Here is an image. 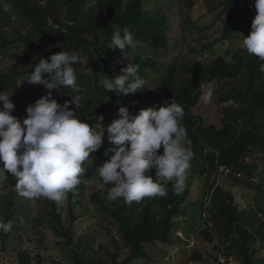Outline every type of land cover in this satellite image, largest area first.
Listing matches in <instances>:
<instances>
[{"label":"trees","instance_id":"trees-1","mask_svg":"<svg viewBox=\"0 0 264 264\" xmlns=\"http://www.w3.org/2000/svg\"><path fill=\"white\" fill-rule=\"evenodd\" d=\"M42 1L45 3V0H0V23L7 27L21 24L25 30L14 37L0 30V62L13 53L21 52L16 56L20 64L31 65L28 70H21L19 64L7 70L0 69V91L12 95L10 99L15 104L11 114L22 122L27 107L38 99L37 89L46 94L43 85L29 84L24 80L40 58L48 59L61 51L77 52L79 59L85 57L88 60L89 68L85 72L80 70L78 63L73 65L79 91L61 87L60 90H52L53 98L64 104L79 96L81 99L76 111L79 118L89 124H95V117L103 116L102 125L107 127L120 106L127 107L130 113L135 114L141 108H158L174 100L185 112L182 123L187 129L190 149L194 153L191 161L193 171L206 183L200 197L202 203L196 204L197 210H202L201 204L211 205L207 211L208 220L201 219L200 225L204 224L205 228L199 231V235L208 242L217 239L215 250L225 261L233 257L241 264H264L263 259H256V244L260 243L264 249V207L257 211L252 208L245 214L235 205L233 195L217 186L215 179L219 167H227L240 175L239 178L229 176L234 188L239 185L249 187L257 178L258 164L264 162V73L259 71L261 61L258 57L248 55L246 51L244 55L236 53L234 60L224 55L213 57L208 64L193 60L185 66H173L164 76L161 74L162 66L156 63V59L149 56L143 60L141 58L146 50L153 55L169 48L167 11L158 1H153L150 8H146V0H48L45 5L39 4ZM93 1L94 6L87 8L86 4ZM177 2L190 10L195 2H200L206 8V13L212 16L211 25H219L220 36L202 44V51L215 52L218 43L235 40L240 22L237 11L239 0ZM59 3L65 6L64 22L57 9L62 6ZM254 3L255 0H252L250 11L257 14ZM117 27L121 30L127 27L139 42L136 47L126 50L127 60L123 59L120 49L108 48L111 34ZM250 31L251 26L248 35ZM129 56H132L131 60ZM128 63L138 64L139 75L158 85V89L151 92L144 89L123 97L99 85L101 76H115ZM152 74L158 78L154 79ZM240 79L243 81L242 87L233 85L219 97V103H231L224 110L226 116L225 119L221 118L219 128L209 123L206 126L203 118L193 111L203 109L201 96L207 85L224 81L234 83ZM14 87L19 89V98L11 94ZM69 106L75 108L74 104ZM109 147L105 137L102 147L90 155L105 159L104 153ZM159 152L162 154V149ZM253 152L259 156L247 161ZM150 171L153 179L160 183L162 178L155 177L154 169ZM83 175L89 179V173L85 171ZM5 184L10 194L5 196L3 205L0 204V217L7 223L16 221L19 213H25V205L19 201L18 193L14 190L17 188L16 178L8 173ZM111 186H106L104 198L97 193L92 195V199L98 202L99 211L109 219V223L116 225L121 242L110 238V244L107 247L99 245L98 252L93 250V242H74L72 227L63 225L54 203H51L48 214L57 222V226L51 227L54 239L68 253L70 264H104L99 257L100 252L108 256L110 264H132L147 257L146 245L157 242L168 245L173 242L177 228L173 220L180 215L181 206L191 194L188 187L182 194L176 195L172 182H168L166 196L145 198L129 205L122 198L108 202L107 189ZM70 216L71 221L76 220L72 212ZM9 236L0 232V256L6 252ZM124 253L126 255L123 257ZM210 257L213 264H224L217 257ZM191 259L202 261L203 256L194 251ZM16 260L17 264L44 263L40 255L32 257L28 251L17 252Z\"/></svg>","mask_w":264,"mask_h":264},{"label":"clouds","instance_id":"clouds-1","mask_svg":"<svg viewBox=\"0 0 264 264\" xmlns=\"http://www.w3.org/2000/svg\"><path fill=\"white\" fill-rule=\"evenodd\" d=\"M254 7L257 14L250 34L243 37L242 43L248 55L255 54L261 61L259 71L264 73V0H255ZM138 43L127 27L123 30L117 27L108 48L120 49L127 60L126 50ZM78 60L75 51H61L48 59H39L24 82L43 85L47 92L27 107L22 122L11 114L15 109L12 95L0 91V164L16 178L18 194L27 199L43 196L57 203L65 200L81 183L86 171L84 163L102 147L105 137L112 145L109 151L114 154L95 172L99 177L97 190L112 185L107 189L108 202L122 198L131 205L145 198L164 197L168 182H172L174 194H182L194 157L187 147L191 141L182 123L183 107L172 100L158 108H141L134 114L120 106L118 118L107 127L102 125L103 116L95 117V124H89L76 111L79 96L64 104L53 98L52 90L61 87L79 91L73 67ZM139 68L138 64L128 63L119 74L101 76L98 83L106 91H115L123 97L142 92L146 81L139 75ZM213 97L214 88L209 84L201 99L207 105ZM70 104L75 108H70ZM153 169L155 177L162 178L160 183L153 179L150 171ZM148 171L151 176L146 174ZM218 174L240 177L227 167H219ZM11 228L12 221H0V232L7 234Z\"/></svg>","mask_w":264,"mask_h":264},{"label":"rangeland","instance_id":"rangeland-1","mask_svg":"<svg viewBox=\"0 0 264 264\" xmlns=\"http://www.w3.org/2000/svg\"><path fill=\"white\" fill-rule=\"evenodd\" d=\"M65 1V0H64ZM155 0H146V8H150L152 2ZM161 3L167 11L168 17V31L169 48L167 51H159L151 53L144 51L141 55L142 60L146 57H153L156 63L162 66V73L164 76L169 74L171 69L175 66H185L190 61H198L208 64L213 57L224 55L227 58L234 60L236 53L244 55L246 49L243 47V37L248 36V28L255 17V13L250 11L252 0H239L237 11L239 15L238 33L234 35L233 42H220L216 46L215 52L202 51L201 45L205 42L217 39L220 35L219 25H211L210 14L206 13V8L200 3L195 2L193 8L190 10L177 0H156ZM48 0L40 2L39 4L45 5ZM95 1L86 4V7L94 6ZM58 5H62L59 3ZM8 8L6 7V10ZM57 9L60 13L62 22L66 20L65 6H58ZM249 10L250 12H246ZM8 11V10H7ZM10 12V11H9ZM199 29L201 32H199ZM0 30L2 33H8L11 37L21 35L25 32L23 25L17 24L7 27L0 23ZM21 52L13 53L8 56L2 63L0 62V69L7 70L14 66H20V69L28 70L31 65L20 64L17 55ZM128 59H132L129 56ZM85 57L78 60L80 70L88 71L89 64ZM249 63L247 64V66ZM174 66V67H173ZM154 79L158 77L154 74L151 75ZM145 88L148 91H156L155 84H151L148 78L145 79ZM214 88L213 101L210 104H202L203 109L194 110L195 115L203 118L204 124H211L219 128L221 118H224L225 108L231 104L219 103V97L222 93L229 90L233 85L242 87L243 81H224L215 82L211 84ZM18 87L12 88L11 94L15 98H19L20 92ZM206 90V89H205ZM38 99L43 96V92L37 89ZM35 101H32L34 103ZM114 119L118 118V112L114 115ZM243 123V121H242ZM109 143V142H108ZM109 148L106 150L105 159H98L93 155L89 156L90 161L84 163L86 172L90 174L89 179L85 175L81 176V183L77 186L74 192L67 194V198L59 203L51 201L43 196L34 199H27L18 194L19 201L25 205V213H19L17 220L12 222V228L8 232L10 234L7 242L6 252L0 256V264H17L16 254L19 251H28L31 256L40 255L43 259V264H70V258L66 251H63L62 246L56 244L57 240L54 239L55 235L52 226H57V222L48 214L51 210V203H54L57 213L61 216L64 226H71L74 234V242L81 240L82 242H93V250H97L99 245L110 244V238L121 242L120 234L117 232L116 225L110 224L109 219L106 218L99 211L98 202L92 199V195L99 194L100 198H104L106 190H97L96 184L99 177L95 170L101 166L110 155L114 154L109 150L112 145L109 143ZM187 147L190 148L189 145ZM162 153H163V148ZM107 153V154H106ZM259 156L253 152L248 156V160ZM258 172L256 179L253 180V185L244 187L239 185L232 186V181L229 177L221 174L215 175L217 186L224 192H230L234 197V202L237 208L248 214L252 208L256 211L264 207V162L258 164ZM7 171L4 170L3 165L0 164V204L5 202V196L10 194L6 187L5 179ZM193 171L192 164L189 170L187 179V186L190 189V196L187 197L185 203L180 208V215L174 218L173 222L177 226L174 230L173 242L168 245H163L157 242L155 245H146V258L140 259L132 264H213L212 258L217 257L219 262L224 264H241L236 262L233 257H229L227 261L223 256L215 250L218 244L217 239L208 242L203 236L199 235L201 230V219L203 215H207L208 209L211 207L209 203L201 204L200 210H197L196 204H200L203 187L206 185L204 178H198ZM161 180V179H160ZM5 186V188H4ZM259 190H257V188ZM18 190L17 188L14 189ZM202 203V202H201ZM71 212L76 216L75 221H71ZM2 221V217H0ZM211 226V225H210ZM84 248V247H83ZM112 247L110 246L109 249ZM108 250V249H107ZM197 251L203 256L202 261H193L191 259L192 253ZM256 259L264 260V249L260 247V243L256 244ZM99 257L104 260V264H110L108 256L104 252L99 253ZM126 253L123 254V257ZM98 257V256H97Z\"/></svg>","mask_w":264,"mask_h":264},{"label":"built area","instance_id":"built-area-1","mask_svg":"<svg viewBox=\"0 0 264 264\" xmlns=\"http://www.w3.org/2000/svg\"><path fill=\"white\" fill-rule=\"evenodd\" d=\"M55 28H57V29H58V26H55ZM1 59H2V57L0 56V61H1ZM108 159H109V158H108ZM221 171H223V169H221ZM224 173H225V174H227V173H228V171H227V170H225V171H224ZM146 174H147V175H150V176L152 175L150 171H148ZM208 218H209V216H208V215H205V214L203 215V221H206V220H208ZM204 228H205V225L203 224V226H201V230H203Z\"/></svg>","mask_w":264,"mask_h":264}]
</instances>
